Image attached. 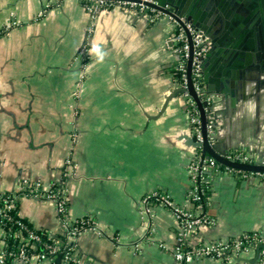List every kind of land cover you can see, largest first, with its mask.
I'll return each mask as SVG.
<instances>
[{
    "label": "crops",
    "instance_id": "crops-1",
    "mask_svg": "<svg viewBox=\"0 0 264 264\" xmlns=\"http://www.w3.org/2000/svg\"><path fill=\"white\" fill-rule=\"evenodd\" d=\"M249 24L225 22L232 44L245 40ZM172 32L165 20L149 23L118 8L92 18L78 0H0V193L16 195L18 216L35 230L62 237L53 202L23 192L31 184L43 192L61 186L67 221L97 227L72 241L82 264H176L180 224L165 207L142 200L159 192L200 211L187 200L189 167L202 156L182 137L192 135L188 111L181 97L163 108L176 86ZM244 63L229 51L206 65L212 80L222 70L223 85L211 87L226 93L209 99L208 119L216 125L213 143L257 155L264 152V85L257 83L264 74L236 80L247 73ZM208 192L205 213L214 224L191 231L185 247L264 235L263 178L213 172ZM6 244L0 228V252Z\"/></svg>",
    "mask_w": 264,
    "mask_h": 264
},
{
    "label": "built area",
    "instance_id": "built-area-1",
    "mask_svg": "<svg viewBox=\"0 0 264 264\" xmlns=\"http://www.w3.org/2000/svg\"><path fill=\"white\" fill-rule=\"evenodd\" d=\"M86 12L94 18L96 14L102 10L109 11L114 8L123 11L139 14L144 17L149 23L162 21L167 19L173 27L171 41L175 47V52L178 56L176 64V72L178 74V82L181 87H187V63L190 58V44L186 35L185 29L179 24L170 14L157 9L153 0H78ZM164 9L168 10V7ZM39 16H42L39 14ZM16 26V23H12ZM191 36L193 55L191 63V80L194 90L199 97H204L203 82L201 75V61L204 55L209 50L210 44L201 33L187 26ZM86 49L83 48L82 54H85ZM184 96H188L184 93ZM186 110L190 117V126L192 135L197 142H202L201 122L197 110L194 109V102L189 99L186 101ZM213 121L209 120L208 136L210 142L213 143ZM225 158L240 164L252 165L258 160L257 155L246 150H230ZM264 165V160H263ZM224 172L234 175L238 178L246 179L251 176H257L264 179V174L248 173L245 171L234 170L220 165L215 159L202 157L196 160L189 167V175L191 187L187 194L189 203L194 204L200 211H191L176 205L167 195L159 192H153L145 196L142 200L144 205L150 203L158 204L168 209L175 220L180 224L178 233L179 247L173 253L176 264H190L199 259H223L230 260L237 257L244 251L255 249L258 245H264V235L255 233L252 235L244 234L238 238L202 243L194 248L185 247V240L191 231L202 229L203 227L213 226L214 221L206 215L202 210L201 200L205 191H208V175L211 173ZM205 187V189H204ZM23 192L27 196L36 199H44L53 202L58 217L62 221L63 239H59L47 232H44L46 241L41 240V237L36 233L27 229L25 223L18 216L16 210V195L0 193V228L7 238L19 239L22 243L25 238L21 233L26 235V238L33 243L40 244L42 252L31 253L27 250V245L15 249H3L0 252V264L13 263H28L31 260L38 262L50 261L52 263L59 259L60 264H82L75 253V247L72 241L87 232L97 230L96 224L89 219H81L73 224L67 221V201L63 188L59 185H52L48 192H43L38 184L26 185ZM7 228V231L5 229ZM13 228L17 232H13ZM259 261L264 264V250L260 252Z\"/></svg>",
    "mask_w": 264,
    "mask_h": 264
},
{
    "label": "water",
    "instance_id": "water-1",
    "mask_svg": "<svg viewBox=\"0 0 264 264\" xmlns=\"http://www.w3.org/2000/svg\"><path fill=\"white\" fill-rule=\"evenodd\" d=\"M153 2L157 9L170 14L182 25L190 44V58L187 63V87L184 88L179 85L176 75V86L166 97L163 107L165 108L166 104L176 97L182 98L184 106H186V101L189 99L194 102V109L197 110L201 122L202 142L195 141L193 135H183L182 137L186 146L200 150L202 157L213 158L224 167L248 173L264 174V152H258V160L256 163L252 165L240 164L225 158V155L229 152L228 148L221 146L219 143L210 142L211 136H208L207 129L209 124V99L214 95L226 94L224 91L214 90L211 84L218 85L221 82L223 85L225 75L221 69H218L215 73L214 80H212L209 77L211 71L206 72L205 69L208 62L212 58L214 59V56H219L221 52L227 55L230 51L245 62V66L242 65L240 69L245 70L247 73L240 74L238 78H235L236 80H240L241 76L244 78V74H264V0H153ZM165 7H168V10L164 9ZM232 17L242 18L245 22L250 23V27H247V36L245 40H242L243 42L240 45H236L235 41L232 44L231 37L224 31L225 22ZM164 20L168 22L167 19ZM219 24H221L220 30L215 32L214 28ZM187 26L201 33L210 44L209 50L204 55L200 66L203 82L202 90L204 91L203 98L198 96L191 80L193 47ZM235 36L237 34H234ZM238 51H241V53H238ZM218 59L219 57L216 59V64H218ZM235 79L233 80L235 82H233L234 86L237 85ZM252 81H254L253 78ZM257 83L258 86L264 85V81ZM184 93H187L188 96H184ZM212 127L214 129L212 137L215 138V123L212 124ZM262 250H264V245H258L254 249L255 254L252 259L246 260L242 257H234L233 260L236 263L245 262L247 264H254L260 259V252ZM57 262H60L59 259H57Z\"/></svg>",
    "mask_w": 264,
    "mask_h": 264
},
{
    "label": "trees",
    "instance_id": "trees-1",
    "mask_svg": "<svg viewBox=\"0 0 264 264\" xmlns=\"http://www.w3.org/2000/svg\"><path fill=\"white\" fill-rule=\"evenodd\" d=\"M176 75H177V77H178V74H177V72L176 71H174V76H175V78H176ZM204 189H205V187H204ZM208 195H209V192L208 191H205V193H204V195L202 196V200H201V205H202V210H203V212L205 213L206 212V203H205V201H206V199H207V197H208ZM24 223H25V225H26V227H27V229L28 230H30V231H32V232H34V233H36L37 235H39L40 237H41V240H43V241H46V236L44 235V233L42 232V231H40V230H35L30 224H28L25 220H22ZM5 231H7V228L5 229ZM13 232H17V230L15 229V228H13ZM249 235H252L251 233L249 234ZM21 236H23L24 238H25V240L21 243L20 241H19V239H14L13 237L12 238H7L6 240H7V244H6V248L7 249H15V248H17V247H21L22 245H24V244H28L27 245V250L29 251V252H31V253H39V252H42L43 250H42V247H41V245L40 244H35V243H33V242H30L27 238H26V235L25 234H23V233H21ZM59 239H63V237H58ZM56 261V260H55Z\"/></svg>",
    "mask_w": 264,
    "mask_h": 264
},
{
    "label": "rangeland",
    "instance_id": "rangeland-1",
    "mask_svg": "<svg viewBox=\"0 0 264 264\" xmlns=\"http://www.w3.org/2000/svg\"><path fill=\"white\" fill-rule=\"evenodd\" d=\"M254 155V153H252Z\"/></svg>",
    "mask_w": 264,
    "mask_h": 264
}]
</instances>
